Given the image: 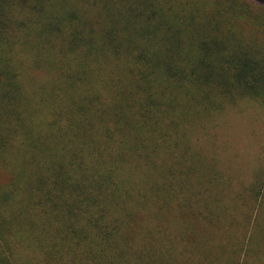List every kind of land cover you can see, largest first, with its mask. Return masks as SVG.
Masks as SVG:
<instances>
[{
    "label": "trees",
    "instance_id": "1",
    "mask_svg": "<svg viewBox=\"0 0 264 264\" xmlns=\"http://www.w3.org/2000/svg\"><path fill=\"white\" fill-rule=\"evenodd\" d=\"M252 103L264 0H0V264H264Z\"/></svg>",
    "mask_w": 264,
    "mask_h": 264
},
{
    "label": "rangeland",
    "instance_id": "2",
    "mask_svg": "<svg viewBox=\"0 0 264 264\" xmlns=\"http://www.w3.org/2000/svg\"><path fill=\"white\" fill-rule=\"evenodd\" d=\"M256 105H240L227 113L213 130L216 138L199 137V143L208 140V147L216 141L221 163L241 167V177L245 180L251 178L261 158L260 154L264 153V107Z\"/></svg>",
    "mask_w": 264,
    "mask_h": 264
}]
</instances>
